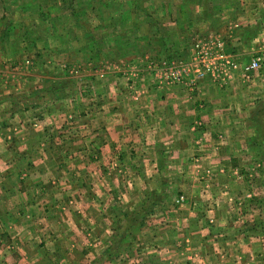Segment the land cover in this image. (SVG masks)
I'll use <instances>...</instances> for the list:
<instances>
[{
    "label": "rangeland",
    "instance_id": "rangeland-1",
    "mask_svg": "<svg viewBox=\"0 0 264 264\" xmlns=\"http://www.w3.org/2000/svg\"><path fill=\"white\" fill-rule=\"evenodd\" d=\"M174 1L164 0V3ZM180 1L182 0H176L175 6L170 3L171 6L168 7L161 0H0V93L4 97L7 95L0 101V111L4 115L1 117L3 119L0 118V123L12 113L11 105L14 101H18L22 107L24 104L31 105L33 102L30 97L34 95L37 108L33 113L38 118L50 117L54 113L62 115L67 111L70 113V110L75 113L74 106L78 103L89 106V109L94 105L95 112L98 113L105 110L101 107V102L108 94H122L118 79L122 78L123 72L113 73L114 70L128 71L141 66L163 70L191 69V59L206 69L201 60L208 58L210 52H216L221 47L230 53L226 44L222 45L215 37H226L229 32L236 35L237 30L233 29V25L236 22L245 23L248 17L233 9L220 14L222 9L219 4L236 5L238 1L245 4L250 0H213V8L220 9L217 16L209 19L207 12L205 14L202 9L198 12L201 17L199 20L196 13H179L181 9L176 5ZM139 5L145 7L148 13L144 8H139ZM128 14L134 20L132 27L135 26L129 30L116 22L118 20L123 23L129 17ZM153 16L161 22H175L173 17L179 19V23L185 22L180 30L185 39L182 47L169 42V45L162 48L160 23L157 25L156 21L147 19H152ZM115 23L117 25L114 26ZM131 30L140 32L143 36L149 32L154 35L157 33V36L151 43L144 40L134 45L132 40H127ZM195 32L196 35L202 32V35L192 44ZM214 34L215 37L212 36ZM259 50L250 56L251 61L264 54L263 47ZM145 60L154 62L145 64ZM240 64L243 66L245 62L241 61ZM210 68L215 69L214 66ZM109 70H113L111 74H108ZM259 70H264V64ZM181 76L176 78L177 81L182 79ZM108 79L112 82L109 83ZM115 81L119 82L113 83ZM34 88L36 93L29 94ZM136 94L138 96L137 91L132 93ZM71 103H74L73 107ZM81 108L82 106L78 111ZM87 110L85 108V114ZM21 113L28 116V109L22 108ZM258 142H254V146L257 145L258 148L253 157H247L250 165L247 168L242 167L241 170L239 166H235L238 161L235 162L234 157H227V161L234 165H229L227 169L231 171L229 180L224 178L222 181L226 183H223L221 210L223 214L228 210L229 214L241 210V221L228 219L223 226L216 221L212 222L216 233L220 232V228L222 231L228 229V232L235 235L242 228L249 232L237 237L231 233L215 237L212 232L205 238L208 241L207 248L195 246L197 252L191 247L190 232H185L178 239L177 243L183 249L175 248L173 252L160 249L163 245H175L170 236L173 226L184 228L185 222L182 220L173 223L172 216L177 213L191 215V211H195L191 208L192 183L187 179L179 180L180 176L185 175L181 169L168 166L167 163L164 168L165 177H162L152 165L147 168L139 165L131 154L129 159L119 152H112V158H105L94 151L97 156L90 155L87 162L83 159L80 163L82 172L73 174L68 182L84 184L82 191L74 189L70 195L74 198L69 199L74 200V204L78 206L83 202V210L93 219H85L81 214L73 212L69 201L66 212L61 216L62 224L66 225V241L69 245L77 243L74 245L81 246L85 252L84 255L80 251L74 252L77 260H84L85 264H147V260L150 264H264V220L257 222L255 214L258 211L264 214V142ZM69 144L67 140L66 145ZM149 145L153 144L150 142ZM123 149V146L119 147L122 153L125 152ZM143 174L149 177V184H145L141 178ZM215 175L213 173L209 178L211 186L203 185L206 188L205 195L215 194L213 184L220 182V177L215 181ZM199 176L203 174L200 173ZM111 180L113 184L109 182ZM202 180L206 181L204 184H208V180ZM178 183H181L178 185L180 188L175 185ZM235 184L249 188L240 195ZM146 186L147 189L142 190L145 195L139 199V189H145ZM201 190L199 188L197 192L202 193ZM79 194L85 199L78 197ZM205 195L196 198L199 203H206L212 198ZM77 197L80 199L79 203ZM197 209L202 211L204 208L199 206ZM247 215L246 219L244 216ZM189 223L188 229H191V222ZM47 259L48 264H58L50 256ZM46 262L47 260L44 263Z\"/></svg>",
    "mask_w": 264,
    "mask_h": 264
},
{
    "label": "crops",
    "instance_id": "crops-1",
    "mask_svg": "<svg viewBox=\"0 0 264 264\" xmlns=\"http://www.w3.org/2000/svg\"><path fill=\"white\" fill-rule=\"evenodd\" d=\"M161 1L168 7L171 4L175 6L176 2L175 0L166 4L164 0ZM141 5L139 8H144L147 14V9ZM219 5L222 9L220 14L233 9L236 13H245L248 17L245 23L236 22L233 25V29L237 30H234L236 35L230 32L226 37L212 35L222 45L226 44L227 51L238 62V67L234 68L227 78H223L218 72L213 73L202 68L191 59V69L182 67L183 70H163L141 66L130 68L128 71L114 70L113 73L123 72L122 78L118 79L120 82H113H119L122 94H108L101 102V107L105 110L98 113L95 112L94 105L89 109V106L81 103L76 106L71 103L76 109L75 113L70 110V113H54L50 117L38 118L33 113L37 108L35 95L30 97L33 102L31 105L24 104L22 107L18 101L12 103V113L0 123V264H45V260L48 264L49 256L56 259L58 264H85L84 260H77L74 254L80 251L84 255L83 248L74 245L77 244L75 242L69 245L66 241L68 235L64 234L66 225L62 224L61 216L66 212L69 201L73 212L81 214L85 219H93L83 210L82 201L79 207L71 200L74 197H70L74 189L82 191L84 184L68 182L73 174L82 172L80 163L83 159L85 161L94 154L97 156L94 151H98L105 158H112V152H119L129 159L131 154L139 165L145 168L152 165L162 177H165L164 168L168 163V166L178 167L184 172L180 171L185 175L181 177L179 174V180L191 181V208L195 211H191V215L177 213L172 216L173 223L183 220L185 225L183 224L184 228H171L170 236L175 245H163L160 247L161 251L165 249L173 252L175 248L183 249L177 242L185 232H190L191 247L195 252L198 251L195 246H200V249L207 248L208 241L205 238L212 232L215 237L231 233L228 229L222 231L221 228L220 232L216 233L212 222L216 221L223 226L228 219L241 221V210H233L234 214H229V210L223 214L221 210L223 183H226L222 181L224 178L229 180L231 171L227 169L229 165H234L233 162L227 161V157H234V161H238L235 166H239L241 170L242 167L247 168L250 166L247 157H253L255 149L258 148L257 145L254 146V142H264V70L253 71L247 77L244 65L240 64L244 61L245 65H248L250 56L256 50L263 47L264 51V0H250L245 4L238 1L236 5L220 2ZM177 6L181 9L179 13L191 12L198 16V12L204 9L209 19L217 16L220 10L213 8V0H182ZM150 13L155 15L154 12ZM128 15L123 23L118 20L116 22L129 30L135 26L132 27L134 20ZM173 18L175 22H161L154 16L152 19L147 17L161 25L159 32L162 34L159 36L163 41L162 48L169 45V42L182 47L185 42L183 33L180 32L185 22L179 23V19ZM196 33L192 44L202 35V32L197 35ZM156 34L149 32L143 36L140 32L131 30L127 40H132L134 45L144 40L151 43L155 41ZM166 37H169L168 40ZM145 61V64L154 62ZM112 71L109 70L108 74ZM180 76L182 79L177 81L176 78ZM108 82L112 81L108 79ZM134 90L138 96L132 95ZM34 93L35 88L31 89L29 94ZM0 96V101L7 97L2 93ZM24 107L28 109V116L21 113ZM85 108H88L86 114ZM1 117H4L3 111H0ZM68 119L72 121L69 122ZM67 140L69 146L66 145ZM116 142L118 144H115ZM150 142L152 146L149 145ZM121 146L125 150L123 153L119 150ZM200 173L203 176L200 177ZM213 173L216 174L215 181L220 177L221 184H213L215 194L205 195L206 188L203 185L211 186L209 178ZM64 177H67L66 181ZM141 178L145 184H149L148 176L143 174ZM202 179L208 180V184H204L206 181ZM179 180L177 179V182ZM109 182L113 184L112 180ZM179 184L181 183L175 184L177 188H180ZM235 185L240 195L249 188L242 184ZM199 188L202 193L197 192ZM146 189L147 186L145 189H139V199L145 195L142 190ZM86 194L87 192L84 196ZM202 195L212 198L202 204L196 199ZM78 197L85 199L80 194ZM241 198L243 201V197ZM79 201L80 199L77 203ZM198 205L204 208L202 211L199 209L201 212L197 209ZM261 213H255L257 222L264 220V214ZM248 216L244 217L247 219ZM189 222L191 229H188ZM64 223L68 224L67 221ZM238 232L236 235L231 234L236 237L240 234L245 236L249 230L242 228V231ZM147 264H150L148 260Z\"/></svg>",
    "mask_w": 264,
    "mask_h": 264
},
{
    "label": "built area",
    "instance_id": "built-area-1",
    "mask_svg": "<svg viewBox=\"0 0 264 264\" xmlns=\"http://www.w3.org/2000/svg\"><path fill=\"white\" fill-rule=\"evenodd\" d=\"M208 61V62H206ZM264 57L259 55L254 58L248 65H244L243 68L247 77L253 72L261 69L264 64ZM201 63L206 67V70H212L213 73H219L223 78H227L228 74L234 69L238 67L237 60L234 59L232 55L227 53L223 48H219L216 52H210L208 58H203ZM214 66L215 69L210 68ZM178 77V73L176 74Z\"/></svg>",
    "mask_w": 264,
    "mask_h": 264
},
{
    "label": "trees",
    "instance_id": "trees-1",
    "mask_svg": "<svg viewBox=\"0 0 264 264\" xmlns=\"http://www.w3.org/2000/svg\"><path fill=\"white\" fill-rule=\"evenodd\" d=\"M168 38H169V37H168ZM168 38L166 37L167 40H168ZM166 39L164 40L165 42L167 41Z\"/></svg>",
    "mask_w": 264,
    "mask_h": 264
}]
</instances>
